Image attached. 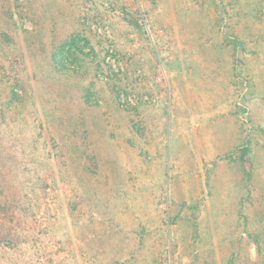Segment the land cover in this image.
<instances>
[{
  "label": "rangeland",
  "instance_id": "374dc122",
  "mask_svg": "<svg viewBox=\"0 0 264 264\" xmlns=\"http://www.w3.org/2000/svg\"><path fill=\"white\" fill-rule=\"evenodd\" d=\"M0 264H264V0H0Z\"/></svg>",
  "mask_w": 264,
  "mask_h": 264
}]
</instances>
